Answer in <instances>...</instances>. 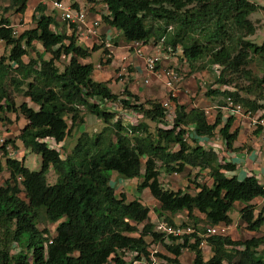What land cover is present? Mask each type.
Wrapping results in <instances>:
<instances>
[{
  "label": "trees",
  "instance_id": "obj_1",
  "mask_svg": "<svg viewBox=\"0 0 264 264\" xmlns=\"http://www.w3.org/2000/svg\"><path fill=\"white\" fill-rule=\"evenodd\" d=\"M3 3L0 42L9 48V54L0 56V119L4 120L1 113L5 112L24 117L26 124L18 140L26 151L40 155L42 163L40 171H32L25 165L23 152L22 158L9 157L5 146L0 148L9 172L0 187V264H128L126 252L139 254L138 258L150 256L148 239L153 245L162 243L171 255L156 253L159 264H164L162 260L165 264H183L180 257L187 248L195 252L194 264H264L263 255L258 253L264 235L244 242L228 235L209 237L213 256L204 260L196 234L184 236L181 242L178 237L155 231L149 220L150 208L139 199L128 202L126 193L118 192L120 180L141 179L136 189L142 195L150 192L158 203V216L186 213L190 223L182 221L183 227L200 222L230 226V212L239 202L245 205L239 212L247 229L260 231L264 206L257 210L251 203L264 200V186L254 175L239 180L233 174L237 165L225 160L220 151L206 149L203 143L219 134L227 148L233 149L239 135L238 130H231L234 118L224 121L218 112L210 122L203 109H188L170 97L175 111L170 120L161 101L139 103V96L128 89L121 98L105 82L94 80V65L84 62L102 46L79 45L76 34L69 36L66 24L59 25L42 3L36 8L38 15L33 16L35 26L16 34L6 14L11 10L25 14L30 0H0ZM101 3L107 10L104 22L118 29L126 43L163 40L171 51L180 46L191 67L201 60L211 67L217 65L221 69L217 83L222 86L232 83L228 73H242L252 79L246 67L253 62L264 67V42L258 45L248 40L257 32L251 16L264 12V7L251 0ZM29 51L35 52V57H29ZM111 62L108 59L104 65ZM252 82L264 84V80ZM24 83L27 90L23 96L37 109L27 101L18 105L11 95V84L21 87ZM240 90L253 92L244 87ZM211 93L240 104L246 113L264 109L238 91L216 89ZM114 103L120 104L119 111L110 107ZM84 110L103 121L105 127L99 133L82 132L70 150L66 140L84 123ZM128 111L133 112L135 123L125 125L116 117ZM144 121L154 123L155 131ZM158 163L170 174L198 169L195 179L207 171L213 183L195 182L194 193L168 189L161 182ZM51 170L57 175L53 185L47 178ZM113 172L118 182H112ZM191 175H187L188 181H193ZM43 218L59 223L55 236L39 229ZM193 237L195 242L190 243ZM16 248L20 250L15 252Z\"/></svg>",
  "mask_w": 264,
  "mask_h": 264
},
{
  "label": "rangeland",
  "instance_id": "obj_2",
  "mask_svg": "<svg viewBox=\"0 0 264 264\" xmlns=\"http://www.w3.org/2000/svg\"><path fill=\"white\" fill-rule=\"evenodd\" d=\"M49 0H47L48 2ZM53 1V0H50ZM6 3L0 4L1 9L5 7ZM40 4V3H39ZM97 7L99 8L100 11H105L104 7L99 6L100 2L97 1ZM37 3L35 1L30 2L29 7L25 14H16L14 11H9L7 15L11 18L12 24L17 28L18 32H22L27 29H31L35 26L33 16L34 14L38 15L36 12L37 8ZM46 13H50V11H46ZM252 21H254L255 25L257 26V32L253 36L248 37V40L253 42L254 44L262 45L264 42V12L263 11H258L254 15L251 16ZM118 40V47L119 49H115V53L119 55L120 53H124L123 56H121L119 59L121 60L120 68H118L116 65L110 64V65H104L103 60H104V49L98 52H94L92 56L90 57V61L94 64L96 68L95 73L93 74V78L96 81L99 82H105L107 86L112 90L113 93L118 94L121 96V98L126 97L125 90H129L132 94H136L139 96V103H145L149 100H156V101H161V102H168L169 100V93L167 89H164L162 84L157 81L155 77H149L147 74L144 72V75L146 77L150 78L149 84H146L143 82V77H145L143 74H141L140 68L137 70H133V65H131V59L132 56L131 52L128 51V49L122 48V45L125 44V40L122 37V35L119 33V37H117ZM148 47L147 51H155L158 49L163 48V42L152 40L150 43L146 45ZM163 50V49H162ZM30 55L29 57H35V52L29 51ZM163 53L165 57L168 56V53H165L163 50ZM9 54V48L3 43L0 42V56L3 55H8ZM116 55L114 54L113 59L116 58ZM26 58V59H29ZM50 57V55H48ZM107 58V56H106ZM118 58V57H117ZM118 59V60H119ZM112 60V59H111ZM170 61V58H168ZM171 62H175V60H172ZM125 65L128 69V71L124 72V75L122 77L119 76L120 72L124 68ZM139 67L140 65L144 67L143 61L140 60L139 63L137 64ZM180 68H176L178 72L180 73L181 80L175 82V90L170 92L175 94L176 98V104L183 105L187 108H192L193 106L204 108V109H210L211 114L209 117L210 121H213L215 116L218 114V112H221V114L224 116V121H226L230 113L227 110V107H225L226 103V98H224L222 95H213L211 92L219 89V90H232V91H238L242 96L249 98L252 101H256L259 104H262L264 106V84L261 86H258L257 83H253L254 79L256 80H264V67L261 66L260 64L253 62L249 66L246 67L247 70H250L252 73V79H248L245 76H243L242 73L239 74H232L228 73L227 79H231L232 83L229 85L222 86L217 83L218 77L221 74L219 70H216L215 67H211L207 61L201 60L197 62L193 67H191L189 64H181L180 62L178 63ZM167 66V62L164 61L163 67ZM170 67V66H169ZM61 69H63V65L61 64L60 66ZM161 68V66H160ZM17 78V77H16ZM18 80V78H17ZM238 86V87H237ZM241 87H244L246 89H252L253 92L248 93L246 91L240 90ZM9 90L11 95L15 98L16 102L18 105H20L22 102L27 101L28 104L34 108L37 109L36 105H34L29 99L25 98L23 96V93L27 90V83H24L21 87H18L16 84H11L9 86ZM171 101V100H170ZM172 102V101H171ZM175 103V102H174ZM115 107L118 111L120 110L121 106L119 103H115L112 105ZM174 107V105H173ZM132 113L131 112H124L123 114L120 113L116 117L118 120H121V122L125 125L128 124H133L135 123V120L130 118ZM258 118L261 117L264 118V109L259 110L257 113H255ZM82 116H84L85 120L84 123L79 127V130L74 133L75 130L72 131L70 138L66 140V143H68V147L71 150L72 147L75 145L78 136L82 132H88L89 134L93 133H99L104 127L105 124L103 121L99 120L96 118L95 115L89 114L86 110L83 111ZM1 117L4 118V120L0 119V138L3 140H8L7 144H10L8 146V154L9 157H17V158H22L24 155L26 156L25 160V165L32 171H40L41 170V163L42 159L41 156L38 154L30 153L29 151L24 150L22 148L21 142L18 140V136L23 129V127L26 124V120L22 115H16L12 112H5L1 113ZM144 120V119H143ZM68 121L71 124V121L68 117ZM148 122V121H144ZM150 125V129L152 132L155 131L156 125L154 123L148 122ZM233 130H238L239 131V137L240 140L243 142V146L247 147L245 142L248 140L249 144L248 147L249 150L251 149V145L253 141L256 142H262V135L260 133H257L259 128H256L249 124V120L246 118L245 115L240 114L236 119L234 120V125L232 127ZM74 134V135H73ZM214 139V142L220 147L219 150L222 155H231L234 153H237V150H229L227 148V144L219 134ZM247 147V148H248ZM23 152L24 155H21ZM28 152V153H27ZM68 152H70L68 150ZM4 153V152H3ZM3 153L0 152V160L2 162V167L0 168V187L3 186L6 182V180L9 178V172L6 167L5 161L6 158L3 156ZM262 153V152H261ZM231 160L232 159H227ZM143 161V166L144 167V162ZM158 168L160 170V179L162 180L161 182L168 188H175V190L181 189L184 191H187L189 193H194L196 192V186H197V180L195 177H193V173L191 175V179L193 181H188L186 174H188V171L185 170L183 173L180 174H175V173H167L163 167H161V164L158 163ZM177 175H180L177 177ZM183 177L184 180H186V183L184 185H181V178ZM48 182L50 184H55L57 182V175L53 170H51L48 175ZM205 175L202 180H205ZM111 180L113 183L118 182L119 178L117 173L113 172L111 173ZM210 180V179H208ZM142 180L141 179H135L133 186L134 187H129L128 186H122L119 189V194L122 192H125L127 195V200L133 201V200H141L145 203L146 206L150 208V215H149V220L152 221L154 217L158 216V212L156 213L155 208H158V203L153 199L149 191H145L142 194L138 193L137 191V184L140 183ZM195 182H197L195 184ZM120 184V183H119ZM174 184V185H172ZM120 185H123V182H121ZM22 188V186H21ZM119 187H117L118 189ZM21 197L25 199V194L21 193ZM255 208L257 210H260L258 206L256 205ZM238 206L233 208V210L230 212V216L233 219V223L231 226L227 228L226 234L230 236L235 241H246L249 240L253 237H261L264 235V227L258 231L254 232L253 235H251L245 227V223L241 220V215L239 212ZM187 215L184 213L183 215L180 216V219L178 217H175L176 221L183 220L184 222L187 220ZM189 221V219H188ZM182 222V221H181ZM58 222L53 224L45 220L40 222L39 224V229H47L51 233L52 237L56 235V229L58 226ZM203 225H206L204 222L202 223ZM143 225H139V228H142ZM136 236L137 233H134ZM148 239V238H147ZM149 243V250L155 254L163 253L167 254V250L163 247L162 243L155 244L150 242L148 239ZM154 246V247H153ZM20 249L16 248L15 252H18ZM14 252V253H15ZM258 253L260 255H263L264 257V244L261 245L258 249ZM165 256H170V255H165ZM213 256L212 250L210 248H207L203 252V258L205 260H209ZM194 258H195V252H193L189 248L183 249L182 255L180 257V261L183 264H194ZM240 255H237L235 257V260H239Z\"/></svg>",
  "mask_w": 264,
  "mask_h": 264
},
{
  "label": "built area",
  "instance_id": "obj_3",
  "mask_svg": "<svg viewBox=\"0 0 264 264\" xmlns=\"http://www.w3.org/2000/svg\"><path fill=\"white\" fill-rule=\"evenodd\" d=\"M53 10L57 12V20L61 24H66L67 34H76L77 39L85 44H93L94 42H99L105 44L106 48L109 50L108 57H111L114 53V46L111 43V38H106L104 41L100 39V23L101 19H98L93 14H91V5L83 3L81 0H53L50 3ZM17 33V32H16ZM127 49L133 50V53L137 60H142L144 64V71L149 77H155L157 80L163 83L164 87L172 92L175 90V82L180 81L181 77L175 69H157L158 64L162 62L163 59L170 58L171 56L181 55V49L177 52H173L168 49V56L165 57L163 53V48L155 51H147L148 47L144 46L140 42H132L128 45ZM163 65V63H162ZM161 65V66H162ZM126 68H123L119 76L122 77ZM144 77V83L149 84L150 78ZM175 96L174 92L170 94ZM168 102H164L163 105L167 109L168 118H172L173 108ZM239 109V107H238ZM239 112V110H238ZM263 139H264V120L260 121ZM3 139H0V145L4 144ZM180 217V216H176ZM153 224L155 226V231L164 233L167 237L172 235L178 237L179 241H183L184 236H192L196 234L200 238L199 247L202 250L210 248L207 243V239L212 236L225 235L227 227L224 225H203L199 224L197 226H186L182 227L180 221H176L173 217H154ZM195 238H191V242H194ZM149 250V249H148ZM150 251V256L141 255L140 258L136 257L139 254L134 252H126L124 260L128 264H159L158 258L153 252ZM161 263V262H160Z\"/></svg>",
  "mask_w": 264,
  "mask_h": 264
},
{
  "label": "clouds",
  "instance_id": "obj_4",
  "mask_svg": "<svg viewBox=\"0 0 264 264\" xmlns=\"http://www.w3.org/2000/svg\"><path fill=\"white\" fill-rule=\"evenodd\" d=\"M46 2H44V3H42V2H40V3H42V4H44V5H46L47 7H48V10L50 11V13H51V15L52 16H54L55 18H56V21H57V23H59V25H63V23L61 24V22H59L58 20H57V12L55 11V10H53L52 8H51V6H50V3H51V1L49 0L48 2H47V0H45ZM83 3H85V4H88V5H91V14H93L95 17H97L95 14H94V10H95V8H96V5H98V4H96V3H94V1L93 0H81ZM100 2V5L102 6V7H104L105 8V6L101 3V0L99 1ZM105 15H107V10H106V8H105V14H102L101 16H99V17H97L98 19H101V23H100V30H101V27L103 26V25H107L105 22H104V20H103V16H105ZM107 26H109V25H107ZM13 28H14V31H15V33L17 32V33H19L18 32V30H17V28H15V26L13 25L12 26ZM112 27V26H111ZM115 28V27H114ZM61 30V29H60ZM118 30V29H117ZM118 32L121 34V32L118 30ZM16 33V34H17ZM119 33H117V35L116 36H112V37H110L111 38V43L113 44V46H114V50L115 49H119L120 47H118V45H116V41L118 42V40H117V37H119ZM101 34V33H100ZM122 35V34H121ZM70 36V35H69ZM106 38H109L108 36L106 37V35L104 34V35H102L101 34V36H100V39L101 40H105ZM162 42H163V50L165 51V52H168L167 50V48H166V46H165V43H164V41L163 40H161ZM77 42H78V44L79 45H83V46H85V47H88V48H92L93 46H102V49H104V60H103V63L105 62V61H107L108 59H112V62H111V64H113V65H116L118 68H120L121 66H120V64H121V60L119 59L121 56H123V54L124 53H120L119 55H117L116 53H115V51H114V53L112 54V56L111 57H108V55H109V50L106 48V46H105V44H103V43H97V42H94L93 44H85V43H82V42H80L78 39H77ZM158 42H160V41H158ZM132 43V42H131ZM131 43H126L125 42V44L124 45H122V48H124V49H126L127 50V47H128V45L129 44H131ZM140 43H142V42H140ZM150 43V42H149ZM144 46H146L147 44H144V43H142ZM102 49H99V50H102ZM181 49V55H175V56H171L170 57V61L168 60V58L167 59H163L162 60V62L160 63V64H158V66H157V69L159 70V69H175L177 72H178V70L176 69V68H180V66L178 65V63L180 62V65L181 64H186V65H188L189 63H188V61H187V59H186V57H185V55L183 54V48L182 47H177L176 48V50L175 51H173V52H177V50H180ZM98 50V51H99ZM106 51V52H105ZM128 51L129 52H131V55L130 56H132V59H131V62L132 63H130L131 65H133V70L135 71V70H137L138 68H140V71H141V74H143L144 75V73H142V72H144V69H143V66H141V67H139V66H137L136 64H137V62H139L140 60H137L136 59V57H135V55H134V53H133V50H129L128 49ZM106 53V54H105ZM114 54L118 57H116V58H114L113 59V56H114ZM106 56H107V58H106ZM122 58V57H121ZM63 59H66V57H64L63 56ZM89 59V58H88ZM87 59V60H88ZM119 59V60H118ZM87 60H85L84 62L85 63H91V62H86ZM172 60H175V62L173 63V62H171ZM164 61H166L167 62V66L166 67H163V65H164ZM162 63H163V65H162ZM162 65V66H161ZM122 66H124V68H126V71H128V69H127V67L125 66V65H122ZM160 66H161V68H160ZM170 66V67H169ZM95 67V66H94ZM213 67H215V69L216 70H219V67L216 65V66H213ZM96 68L97 67H95V70H96ZM94 70V71H95ZM179 73V72H178ZM179 75H180V73H179ZM145 76V75H144ZM157 81H159V80H157ZM143 82H144V77H143ZM160 82V81H159ZM162 85H163V83L162 82H160ZM164 86V85H163ZM165 88V87H164ZM166 89V88H165ZM168 91V90H167ZM222 91H224V90H222ZM168 93H169V95L170 94H172V93H170L169 91H168ZM170 97H172L173 98V96H169L168 98H170ZM175 97V96H174ZM162 103H164V102H162ZM115 104V103H114ZM113 104H110V107L111 108H113V109H116L115 107H113L112 106ZM225 107H227V110L229 111V113H230V116L229 117H233L234 118V120L236 119V117H238L240 114H243V115H245L246 116V118L249 120V124H251L252 126H254V127H256V128H259V130H258V132L262 135V141H263V144H264V139H263V134H262V129H261V125H260V121H262V120H264V118H262L261 119V117L260 118H258L257 116H256V114H252L251 112H245V110L242 108V106L240 105V104H234L231 100H229V99H226V103H225ZM193 107H196V106H193ZM238 107H239V109H238ZM200 108V107H199ZM188 109H190V108H188ZM200 109H203L204 110V112H205V114H206V116H207V118L209 119V117H210V114H211V110L210 109H204V108H200ZM238 110H239V112H238ZM128 112H131L132 114L130 115L131 117L130 118H132V119H134L135 120V117H134V114H133V112L132 111H128ZM173 114H174V116H172V118H170L169 117V119L170 120H173V118L175 117V111L173 110ZM167 115H168V113H167ZM224 117V116H223ZM215 119V118H214ZM210 121V120H209ZM214 121V120H213ZM213 121H210V122H213ZM233 125H234V121H233V124H232V127H233ZM232 127H231V130L232 131H235V130H233L232 129ZM217 136V135H216ZM215 136V137H216ZM239 136V135H238ZM215 137H213V138H215ZM213 138H210V139H207L206 140V142H205V140H203L204 142L203 143H205L204 144V147L206 148V149H209V148H214L215 146H213V144H211V142H210V140L211 139H213ZM1 139V138H0ZM237 139H238V137H237ZM237 139H236V141H237ZM7 141L8 140H5L4 141V144L3 145H0V148H2V147H4L5 146V148H6V151H8V146L10 145V144H7ZM210 143V144H209ZM223 143H224V140H223ZM218 144V143H217ZM219 145V144H218ZM22 148H24V147H22ZM220 148V147H219ZM219 148L218 149H216V148H214V150L215 151H217V152H219L220 150H219ZM233 149H234V144H233ZM233 149H231V150H233ZM25 150V149H24ZM0 152H4V150H1ZM222 155V154H221ZM225 157V160H227V159H229L228 157H226V156H224ZM227 161H229V160H227ZM231 161V160H230ZM198 170V169H197ZM197 173H199V170H198V172ZM196 173V174H197ZM175 174H178V173H175ZM204 176V175H203ZM197 180V179H196ZM126 181V180H125ZM137 187V186H136ZM150 215V214H149ZM177 216H181V215H177ZM159 217V216H158ZM176 216H174L173 218H175ZM178 219H180V217L178 218ZM187 220L185 221V222H189L188 221V216H187V218H186ZM153 221V220H152ZM181 221H183V220H180V222ZM184 222V221H183ZM183 222H181V223H183ZM190 223V222H189ZM203 222H200V223H198V224H196L195 226H197V225H199V224H202ZM206 225H208L207 223H205ZM221 225H224V224H221ZM186 226H193L192 225V223L191 224H187ZM186 226H184V227H186ZM224 226H226V225H224ZM231 226V225H230ZM182 227H183V225H182ZM227 228L229 227V226H226ZM220 236V235H219ZM223 236H227V234H225V235H223ZM195 242V241H194ZM194 242H191V240H190V243H194ZM173 244H175L174 242H173ZM200 248V247H199ZM201 249V248H200ZM202 250V249H201ZM203 252H204V250H202V254H203ZM168 255H170V253H167ZM171 256V255H170ZM169 256V257H170ZM158 258V257H157ZM205 260V259H204ZM161 263H164L165 264V262L162 260L161 261Z\"/></svg>",
  "mask_w": 264,
  "mask_h": 264
},
{
  "label": "crops",
  "instance_id": "obj_5",
  "mask_svg": "<svg viewBox=\"0 0 264 264\" xmlns=\"http://www.w3.org/2000/svg\"><path fill=\"white\" fill-rule=\"evenodd\" d=\"M32 1H35V3H37V5L40 2H42V3L46 2L45 0H30V2H32ZM93 1H94V3H96L97 1H100V0H93ZM251 1L264 7V0H251ZM99 6H100V4H99ZM28 7H29V5H28ZM94 14L97 17H99L102 14H105V11H100L99 8L96 5V8L94 10ZM7 16H9V15H7ZM100 33L102 35L105 34L106 37L107 36L108 37H112V36H116L117 33H119V32L114 27L103 25L101 27ZM99 51H101V50H99ZM88 61H90V58L86 62H88ZM138 63L139 62H137V64ZM140 67H141V65H140ZM163 88H164V86H163ZM205 142H206V140H205ZM210 142H211V144H213V146H215L214 148H216V149L219 148V146L214 142V139H211ZM245 144H246L247 147H248V145H250L248 140L245 142ZM247 147L243 146V142H242V140H240V137L238 136L237 141L234 142V149H237V153H234V154H231L230 156H228V158L232 159V161L237 165V170L233 174H235L239 180H243L246 176L254 175L258 179V181L264 186V144H263V141L260 142V143L256 142V141H253L250 150H249L250 147H248V148ZM186 170L188 171V174H192L193 173V175H194L193 177H195L196 173L198 172L197 169H192L191 170L189 168H186ZM188 174H186V176ZM180 175H182V174L180 173ZM180 175H177V177H179L178 179H180ZM203 175H205V178H206L205 180H202L204 178ZM208 179H210V180H208ZM134 181H135V179H132V180H129V181L120 180V184H121V182H123V185H120V188L122 186H128V188L129 187H134L133 186ZM197 182L200 183V184L206 183L209 186L212 185V183H213V181L209 177L207 171H201L200 172L199 177H197ZM185 183H186V180H184L183 177H182L181 178V185H184ZM172 185H174V184H172ZM171 189L175 190V188H171ZM251 204L254 205V206L257 205L258 208L261 209L264 206V200L261 199V198L255 199L254 201H252ZM237 206H238L239 210L242 209V207H245L244 204L239 203V202L235 203L234 208L237 207ZM246 226L247 225H245V227ZM263 227H264V225L262 226V228ZM249 233L251 235L254 234V232H249Z\"/></svg>",
  "mask_w": 264,
  "mask_h": 264
}]
</instances>
